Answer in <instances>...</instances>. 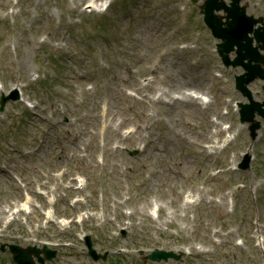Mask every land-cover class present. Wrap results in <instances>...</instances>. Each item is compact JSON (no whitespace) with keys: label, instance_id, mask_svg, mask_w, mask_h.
<instances>
[{"label":"rangeland","instance_id":"374dc122","mask_svg":"<svg viewBox=\"0 0 264 264\" xmlns=\"http://www.w3.org/2000/svg\"><path fill=\"white\" fill-rule=\"evenodd\" d=\"M203 2L0 0V95L19 91L0 111V244L97 264L88 233L100 264H264V119L252 139ZM155 247L186 253L138 254Z\"/></svg>","mask_w":264,"mask_h":264},{"label":"water","instance_id":"95a60500","mask_svg":"<svg viewBox=\"0 0 264 264\" xmlns=\"http://www.w3.org/2000/svg\"><path fill=\"white\" fill-rule=\"evenodd\" d=\"M196 2L197 0H192ZM240 0H231L230 5H226L223 0H205L200 6L201 12L204 14V21L210 27L213 35L222 41L217 43L218 54L222 62L228 66L241 65L245 70L244 73L236 76V88L247 96L249 103H239L240 121L248 122V129L252 138L256 137L257 130L261 123L255 119L256 112L264 118V101H254L247 84L255 78L264 79V54L260 50H264V17L253 18L245 14V7L239 5ZM223 9L226 12L225 21L223 16L218 15L215 11ZM260 22L262 25L254 28V24ZM252 33V35H249ZM255 40L256 44H253ZM235 51L236 56L231 60L229 53ZM9 98H18L17 91H13L10 95H2L0 101V110L3 109L4 103ZM250 155L246 154L240 163V168L246 169L249 166ZM89 245V252L97 258L99 255L90 247L89 237L86 238ZM13 253V259L18 264H35L32 254L36 255L38 261L45 264V259H51L55 255V251H50L44 246L42 249L28 246L23 248L18 245H10ZM40 252L45 257L39 255ZM168 256H174L172 252L156 251L152 252L149 257L152 259H166ZM105 257V256H104Z\"/></svg>","mask_w":264,"mask_h":264},{"label":"bare ground","instance_id":"6f19581e","mask_svg":"<svg viewBox=\"0 0 264 264\" xmlns=\"http://www.w3.org/2000/svg\"><path fill=\"white\" fill-rule=\"evenodd\" d=\"M153 213H155V211H153ZM47 216L49 217L50 216V213L49 212H47ZM83 217V216H82ZM65 221H62V223H64Z\"/></svg>","mask_w":264,"mask_h":264}]
</instances>
